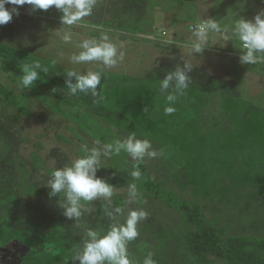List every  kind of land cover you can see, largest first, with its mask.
Masks as SVG:
<instances>
[{
	"label": "rangeland",
	"instance_id": "obj_1",
	"mask_svg": "<svg viewBox=\"0 0 264 264\" xmlns=\"http://www.w3.org/2000/svg\"><path fill=\"white\" fill-rule=\"evenodd\" d=\"M132 2H136L134 6L141 4L130 16L126 0H97L93 14L72 26L78 34L73 44H64L56 36L55 30L62 27V13L54 6L33 12L30 5H24L18 16L0 26V42L50 60L64 71L73 67L82 73L103 70L129 76L133 81L150 75L148 78L157 82L177 65L183 67L181 57L188 51L190 27L198 19L211 17L229 24L234 18L252 20L264 11V0ZM160 8L163 13L156 12ZM166 12L170 17H165ZM147 28L154 32L148 33ZM163 29L173 36L171 42L164 33L167 40H160ZM102 32L124 42L125 58L118 66L106 69L95 62L68 63L67 57L79 51L75 44L80 39H98ZM241 54L235 40L223 47L210 43L202 53L193 54L196 59L188 73L189 88L201 93L200 84L206 79L219 92L208 108L202 112L198 106L200 112H196L199 118L205 113L202 126L222 121L206 142L192 127L199 124L194 123L188 110L192 105L177 111L186 101L181 96L175 103L176 111L164 114L166 101L157 85L150 93L132 82L107 87V105L124 112L129 121L94 117L95 123L82 129L61 112L69 113L70 109L57 94L47 93L45 98L41 97L45 91H40V96L33 89L23 92L0 69V86L18 102L8 107L0 94V264H79L71 259L73 249L82 246L90 228L106 231L111 224L123 223L129 209L137 208L147 211L148 218L139 222L138 237L127 245L133 262L143 264L151 252L156 264H200L186 248L184 216L168 202L144 195L149 191L143 188L147 181L157 183L159 189L171 192L176 199L203 204L208 220L222 235L264 237V62L242 64ZM131 132L151 140L158 156L137 162L121 152L104 158L102 166L116 165L132 171L138 163L142 176L133 182L140 199L128 202L129 186L114 189L110 201L101 198L88 202L79 220L67 219L59 197L49 195L47 180L52 172L83 155L85 146L98 147L97 140L112 143ZM197 145L203 149L198 150ZM39 189L45 192L37 193ZM116 207L122 208V213L115 214ZM109 212H113L111 218ZM210 264L226 263L216 259Z\"/></svg>",
	"mask_w": 264,
	"mask_h": 264
},
{
	"label": "clouds",
	"instance_id": "obj_2",
	"mask_svg": "<svg viewBox=\"0 0 264 264\" xmlns=\"http://www.w3.org/2000/svg\"><path fill=\"white\" fill-rule=\"evenodd\" d=\"M97 0H0V26L12 21L13 16L19 15V8L30 5L33 12L37 10L47 11L55 7L62 15L60 17L62 27L55 30L56 36L64 44H73V37L78 35L72 31V26L84 22L86 17L93 14ZM10 5L11 7H6ZM219 39L216 40L215 38ZM238 41L242 54L239 59L242 64L250 65L264 62V11L257 13L252 20L243 17L234 18L229 24H225L215 18H200L193 25L191 39L187 43V54L183 59V67L177 65L173 71H168L163 79L159 80V92L166 101L164 114L171 115L176 111L174 106L178 97L184 95L190 86L188 73L194 68V53H202L206 48L214 44L221 47L228 41ZM223 41L224 43H220ZM79 50L71 53L68 63L82 65L97 63L104 68H114L125 58L124 42L116 41L107 32H102L96 37L82 38L75 44ZM64 59L61 54V60ZM49 69L42 66L37 59L22 66L23 75L20 86L23 89H31L37 80H41V74H47ZM65 85L68 96L78 93L99 95L98 88H102L101 71L88 70L80 72L75 67L65 71ZM73 78L75 82H73ZM52 92L57 89L53 88ZM98 147L83 148V155L65 164L61 168H55L47 180L50 196L59 197V206L63 209V215L69 220H79L85 209V204L97 199L110 201L114 195V186L105 179L97 176V171L102 168L104 158L110 159L113 155L125 152L133 161H143L145 157L155 158L158 151L153 148L152 141L147 138H138L135 132L129 133L125 139H117L112 143L101 144L97 140ZM133 181L142 176L139 164L133 165L130 172ZM63 197L61 202L60 197ZM135 182L129 184L128 202L132 203L140 199ZM115 214L122 213V208L116 207ZM113 212H109L111 218ZM148 218V212L141 209H129L123 223L111 224L106 231L89 229L86 238L82 239V246L73 249L72 260L79 264H136L128 255L127 245L134 241L138 235V224ZM153 253L149 252L143 260V264H156Z\"/></svg>",
	"mask_w": 264,
	"mask_h": 264
},
{
	"label": "trees",
	"instance_id": "obj_3",
	"mask_svg": "<svg viewBox=\"0 0 264 264\" xmlns=\"http://www.w3.org/2000/svg\"><path fill=\"white\" fill-rule=\"evenodd\" d=\"M37 59L41 62L42 66L47 67L49 71L47 74L42 73L41 80H37L31 89L38 91L39 96L40 91H45L44 95L41 96L45 98L47 93L57 94L59 98L64 100V104L70 109L69 113L65 110H62L61 112L66 116H71L70 118L82 129H87L95 123L94 117L122 122L129 121V117L124 112L107 105L105 94L107 87L111 85L127 86L132 82V84L138 85L139 88L144 89V91L146 89L150 93L156 85L159 86V81L156 82L153 79L148 78L150 75L143 80L133 81L126 75L98 70L103 73L101 79V85L103 87L98 88L99 95L97 97H93L91 94L86 95L84 93H78L75 96H66L68 90L65 88L66 76L64 70L50 60L41 59L22 49L0 42V69L3 73L9 76L10 81L14 84L20 86L19 78L23 75V64L31 63ZM203 81L204 83L200 84L202 90L201 93H193L192 89L188 88L184 95L181 96L184 101H187V103L185 101V104L179 107L176 105L174 106L176 108L178 107V111L180 108H188L189 105H192L191 109L188 108V110L191 111L190 114L193 113L194 123L195 121L199 123L198 125L195 123L192 127L199 132V135L201 136L199 139L206 142L208 137L215 134V129L222 124V121H218L209 126L201 125L205 113H202V117L199 118L196 114V112H200L198 106H201L203 112V109L205 110L211 105L213 95L219 93L217 89L210 87L209 83H211V81L206 79H203ZM53 88H56L57 91L52 92L51 90ZM27 90L29 89H23V92ZM63 92L66 93V95H64ZM0 94L5 96V102L8 107H12L16 103L18 105V102L15 103L14 101L13 94L6 93V90L2 86H0ZM19 106L21 107V104H19ZM188 110L184 113L187 114ZM195 148L198 150L203 149L201 145H197ZM214 153H216L218 157H222L218 154L219 152L217 153L214 151ZM130 172L131 170L116 165L102 166V168L97 171V176L112 184L114 189H121L128 187L130 183H133V178L131 177ZM143 185L145 186L143 187L144 190L148 191L149 189L148 193H145L144 195H153L158 199H162L182 213L187 226V231L184 235L185 245L189 254L198 263L210 264L218 259L226 264H264L263 236L236 234L222 235L217 227L208 220L203 204L197 202L188 203L184 200L176 199L177 197L171 192L159 189L155 182L147 181L144 182ZM36 192L44 193L45 190L39 189L36 190ZM47 192H49V190H47Z\"/></svg>",
	"mask_w": 264,
	"mask_h": 264
},
{
	"label": "crops",
	"instance_id": "obj_4",
	"mask_svg": "<svg viewBox=\"0 0 264 264\" xmlns=\"http://www.w3.org/2000/svg\"><path fill=\"white\" fill-rule=\"evenodd\" d=\"M131 1V2H130ZM133 0H126V10H129L128 12L130 13V16H132V15H134L133 14V11L135 12V11H137V8L138 7H140V4H141V2H139L138 3V5L137 6H134L133 4L134 3H136V2H132ZM140 1V0H139ZM160 4H162V2L160 3ZM174 6V4L173 5H171L170 7H171V9H172V7ZM174 9V8H173ZM156 12H159V13H163L164 12V10H162V8H160V9H157L156 10ZM169 12H166L165 13V17H166V15L168 14ZM167 16H169L170 17V15H167ZM136 25V24H135ZM134 25V26H135ZM164 27H165V25H164ZM135 28V27H134ZM153 28H147V31H148V33H150V32H154L153 30H152ZM164 31H168L167 29H163V31H162V37L164 36V35H166L168 38V40H169V42H171V40H172V35L171 34H169L168 32L166 33V32H164ZM163 33H165L164 35H163ZM169 34V35H168ZM151 36V39H155L156 37L154 36V35H150ZM157 39V38H156ZM166 38H161L160 40H162V41H166L167 40Z\"/></svg>",
	"mask_w": 264,
	"mask_h": 264
},
{
	"label": "built area",
	"instance_id": "obj_5",
	"mask_svg": "<svg viewBox=\"0 0 264 264\" xmlns=\"http://www.w3.org/2000/svg\"><path fill=\"white\" fill-rule=\"evenodd\" d=\"M192 27H193V25L190 27V29L192 30ZM165 34V33H164Z\"/></svg>",
	"mask_w": 264,
	"mask_h": 264
}]
</instances>
